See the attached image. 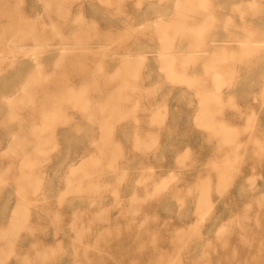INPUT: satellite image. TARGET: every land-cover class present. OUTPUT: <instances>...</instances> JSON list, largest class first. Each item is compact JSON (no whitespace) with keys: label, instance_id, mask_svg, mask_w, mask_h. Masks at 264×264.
<instances>
[{"label":"rangeland","instance_id":"rangeland-1","mask_svg":"<svg viewBox=\"0 0 264 264\" xmlns=\"http://www.w3.org/2000/svg\"><path fill=\"white\" fill-rule=\"evenodd\" d=\"M248 35L264 0H0V264H264Z\"/></svg>","mask_w":264,"mask_h":264},{"label":"crops","instance_id":"crops-1","mask_svg":"<svg viewBox=\"0 0 264 264\" xmlns=\"http://www.w3.org/2000/svg\"><path fill=\"white\" fill-rule=\"evenodd\" d=\"M199 2L201 4H205V3L208 2V0H199ZM176 13H174V17L172 19L175 18V14ZM160 18L162 20H167L168 19V17L165 15V12H161L160 13ZM209 26H210L209 23H204V24L199 25V27L197 28L198 32L196 33L197 34L196 35V38L199 40V42H201V43L207 42L208 36L205 34V31H206V29ZM177 35H180V34H176L174 32L172 34V36L160 37V40L163 42V47L158 48L156 50V52L158 53V55L160 56V58H162V60L165 61V64L167 65L169 74L172 75L174 78H178V80L180 81V80H183V79L185 80L186 78L187 79H190V77L186 76L185 75L186 74L185 72H180L179 71V63L180 62H179L178 57H176V54H174L175 53V48L174 47H175V42H176V39H177L176 38ZM249 35H251V33ZM249 35L246 36V37H244L242 41H244V42L247 41V43H249L251 41H261V40H264L263 38L251 39L249 37ZM244 45H248V44H244ZM138 58H139L138 62H141V61H144L145 56L144 55H140ZM166 61H168V63H166ZM213 75H214L215 79H217V84H220L221 82L224 81V79L222 80L223 75H224V72L222 70H220V69L215 70L213 72ZM97 161H98V157L93 158V160H91V161H86V160H83L82 159V163L84 165H86V166L89 163H91V162L92 163H96Z\"/></svg>","mask_w":264,"mask_h":264},{"label":"bare ground","instance_id":"bare-ground-1","mask_svg":"<svg viewBox=\"0 0 264 264\" xmlns=\"http://www.w3.org/2000/svg\"><path fill=\"white\" fill-rule=\"evenodd\" d=\"M13 36V35H12ZM248 40V39H247ZM264 40H261V42ZM255 42V41H254ZM259 42V41H258ZM245 44H248L247 41L244 42ZM256 44V43H255ZM259 43H257L256 45H258ZM254 45V44H253ZM262 45V44H261ZM245 46V45H244ZM187 79V78H186ZM184 80V79H183ZM165 181V180H164Z\"/></svg>","mask_w":264,"mask_h":264}]
</instances>
